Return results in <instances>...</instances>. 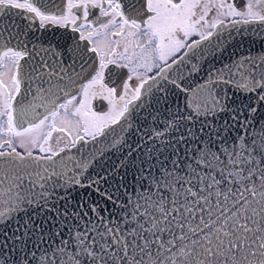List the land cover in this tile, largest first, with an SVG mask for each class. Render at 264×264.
Listing matches in <instances>:
<instances>
[{"label":"snow or ice","instance_id":"snow-or-ice-1","mask_svg":"<svg viewBox=\"0 0 264 264\" xmlns=\"http://www.w3.org/2000/svg\"><path fill=\"white\" fill-rule=\"evenodd\" d=\"M257 26L264 0H0V264H264V54L214 63Z\"/></svg>","mask_w":264,"mask_h":264},{"label":"water","instance_id":"water-1","mask_svg":"<svg viewBox=\"0 0 264 264\" xmlns=\"http://www.w3.org/2000/svg\"><path fill=\"white\" fill-rule=\"evenodd\" d=\"M256 31L245 30L241 28L240 32L232 30L233 39H231L227 51L217 60L214 61L217 67L221 63H227L232 58L243 56L245 54L260 55L264 54V31H260L257 26ZM119 153L109 157L110 163H115ZM99 171V169H96ZM78 195L73 193V196Z\"/></svg>","mask_w":264,"mask_h":264},{"label":"flooded vegetation","instance_id":"flooded-vegetation-1","mask_svg":"<svg viewBox=\"0 0 264 264\" xmlns=\"http://www.w3.org/2000/svg\"><path fill=\"white\" fill-rule=\"evenodd\" d=\"M18 150L23 151L22 149H18ZM34 154H35V153H34Z\"/></svg>","mask_w":264,"mask_h":264}]
</instances>
